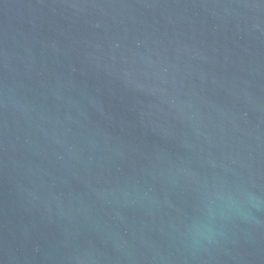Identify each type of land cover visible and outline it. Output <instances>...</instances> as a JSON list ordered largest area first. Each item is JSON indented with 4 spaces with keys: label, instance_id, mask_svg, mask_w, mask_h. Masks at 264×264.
I'll return each mask as SVG.
<instances>
[{
    "label": "water",
    "instance_id": "obj_1",
    "mask_svg": "<svg viewBox=\"0 0 264 264\" xmlns=\"http://www.w3.org/2000/svg\"><path fill=\"white\" fill-rule=\"evenodd\" d=\"M0 264H264V0H0Z\"/></svg>",
    "mask_w": 264,
    "mask_h": 264
}]
</instances>
